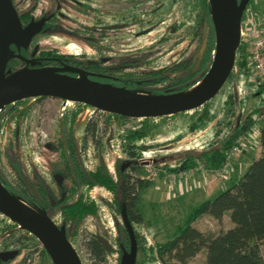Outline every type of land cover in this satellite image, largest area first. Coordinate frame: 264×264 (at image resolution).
<instances>
[{"label": "rangeland", "instance_id": "1", "mask_svg": "<svg viewBox=\"0 0 264 264\" xmlns=\"http://www.w3.org/2000/svg\"><path fill=\"white\" fill-rule=\"evenodd\" d=\"M12 1L17 12L35 6V18L54 14L63 28L62 33L50 32L33 40L32 47L37 46L40 55L56 52L76 60L96 62L110 58L107 65H130L125 75L155 72L181 63L196 53L200 43L197 24L203 0ZM250 27L264 31V0H251L242 19V48L237 49L236 55L246 54V74L234 67L232 77L204 109L155 118L146 123L139 119L125 121L113 118L106 124L104 118H100L98 147L89 137L84 140V127L93 117L92 108L71 102L65 107L61 100L51 98L41 101L28 98L20 105H11L12 109L3 114L0 127V178L13 186L15 175L6 159L7 154H13L24 176L29 180L40 177L54 196L58 195L53 165L59 164L61 158L52 148L58 146L59 122L63 115L66 127L71 128L74 148L85 173L94 172L99 160H102L121 188L119 172L122 165L128 163L122 140L131 132L142 131L143 139L137 144L146 146L147 150L141 152L140 162L155 185L144 195L142 224L132 226L140 246L136 251L135 264H162L156 257V245L169 240L188 211L208 197L198 186H208L217 181L221 192L227 189H223L226 182V185H231L237 181L248 169L247 165L260 156L257 139L249 140L246 151L242 153L247 154L243 167L236 172L234 169L228 179L214 180L211 176L196 175L188 181V188L192 186V190L187 192L186 189L182 196L178 195L179 190H173L168 184V171L163 169L164 165L175 168L186 156L208 149L224 135L232 133L253 110L264 109V90H259L264 83L250 67L252 45L247 33ZM199 116L201 120L197 119ZM254 118L256 122L252 129L257 132L264 117L255 115ZM60 183L65 189L72 186L70 180H61ZM66 197L68 204L77 200H92L95 205V211L86 213L80 222H65L70 230L71 244L82 264H92L82 245L85 232H91L107 243L106 264H120L118 238L123 227L119 211L121 191L114 197L100 186H80L68 192ZM47 215L60 224V210L48 211ZM9 223L0 215V233ZM231 226L227 216L218 223L205 215L193 224L208 237L218 235ZM4 245L0 237V248L3 249ZM11 248L9 245L7 249ZM260 250L264 258V242L260 244ZM36 252L30 264L41 263L39 251ZM20 257L9 264H18ZM188 264H206L205 250H201Z\"/></svg>", "mask_w": 264, "mask_h": 264}, {"label": "trees", "instance_id": "2", "mask_svg": "<svg viewBox=\"0 0 264 264\" xmlns=\"http://www.w3.org/2000/svg\"><path fill=\"white\" fill-rule=\"evenodd\" d=\"M199 16L197 25L200 43L196 53L190 59L159 71L144 72L138 75H125L124 67L108 69L106 64L98 61L93 66L97 68L96 70L93 69V71L98 74L95 76L98 78L94 79L91 77V80H100L101 83L117 88L138 93L146 92L152 95L176 94L187 91L205 77L211 66L214 53V30L207 0H203ZM241 48L242 43L239 45L238 50H241ZM20 50L21 52H19ZM19 51V54L24 55L25 49L23 47H20ZM18 64L19 61H14V64H9L8 68L19 67ZM234 67L246 74L248 68L246 54L240 53L236 55ZM231 77L232 72L229 78ZM259 90L260 92L264 90V84L259 86ZM33 99L41 101L45 98ZM24 101L16 102L14 105H20ZM209 103L210 101L200 109H204ZM75 104L81 107L85 106L78 103ZM11 105L0 111V126L3 121V114L12 109ZM255 115L264 117V109L253 110L239 123L232 133L224 135L221 140L213 143L208 149L186 156L175 168L164 165L163 169L173 172L185 170L197 162H202L208 170L220 168L234 140L240 134L251 130L255 124ZM61 117L59 122V146L62 147L61 157L64 171L73 183V186L67 190L61 184H58L64 201L60 203L59 199H55L48 187L42 182L31 184L33 188L30 189L24 182L21 169L13 154H7L6 159L15 175L14 184L12 186L0 178L1 184L12 195L23 200L35 210L47 213L49 209L58 208L62 210L64 220L73 222H80L86 213L95 211V205L92 200L87 202L77 200L71 204L66 202L67 193L73 191L75 186H85L87 188L100 186L114 197L117 196L120 190L121 202L119 211L124 205L131 226L142 224L144 195L155 185L153 180L146 178V169L140 162L141 152L147 150L146 146H138L137 144L143 139V132L140 130L131 132L125 135L122 140L123 151L126 154L129 166L123 172H119L122 181V187L120 188L107 171L102 160H99L94 172L88 175L84 172L74 148L71 128L66 127V117L63 115ZM100 118H104L106 124L107 120L113 118L125 121L130 120L118 115L104 114L93 109V117L85 123L84 140L86 141L89 137L97 147L99 142L97 139L98 122ZM197 119L201 120L202 118L199 116ZM149 120L151 119H143L144 123ZM258 142L260 156L249 165L245 173L212 199L205 200L192 207L181 224L176 226L172 237L165 243L156 245V257L162 264H188L189 260L203 249L205 250L206 264H264V258L260 250V244L264 242V120L259 125ZM58 173L61 174L62 171H58ZM52 204L55 205L53 206ZM205 215L218 223L222 221L224 216H227L232 226L218 235L208 237L193 227V224ZM14 229H17L18 234L6 236L5 241L9 243L25 242L27 240L26 236H28L27 233L18 229L12 223H9L2 230L0 236ZM133 234L138 250L140 249L139 242L134 231ZM32 242H34L33 247L37 246L34 248L33 254L37 251L38 243L34 240ZM83 243L92 264H106L108 246L103 241L92 234H88ZM120 244V255L128 254L131 243L124 226L120 229ZM42 254L43 257L40 264H52L44 250ZM28 258L29 256H25L20 264H29Z\"/></svg>", "mask_w": 264, "mask_h": 264}, {"label": "water", "instance_id": "3", "mask_svg": "<svg viewBox=\"0 0 264 264\" xmlns=\"http://www.w3.org/2000/svg\"><path fill=\"white\" fill-rule=\"evenodd\" d=\"M251 0H207L214 30V53L205 77L182 93L152 95L117 88L91 80L88 73L75 67L29 68L30 60L15 54L10 45L20 42L25 49L39 31V24L21 27L11 0H0V111L28 98H51L89 106L104 114L128 119H155L198 110L222 89L233 71L241 41V21ZM25 63L17 70L7 69L9 61ZM76 76L68 75L67 73ZM129 166L124 163L121 172ZM0 215L19 229L34 236L52 264H82L66 237L65 227L56 226L49 216L12 195L0 182ZM130 237V252L120 264H134L136 242L126 207L120 211Z\"/></svg>", "mask_w": 264, "mask_h": 264}, {"label": "flooded vegetation", "instance_id": "4", "mask_svg": "<svg viewBox=\"0 0 264 264\" xmlns=\"http://www.w3.org/2000/svg\"><path fill=\"white\" fill-rule=\"evenodd\" d=\"M11 3H12V6L13 8L15 9L17 15H18V19H19V22L21 24V27L22 28H25L26 26H28L29 24H39V31L31 38L28 46L25 48V51H24V55H21V53L19 54L18 51L20 49V47H22L21 43L20 42H14L10 45V49L15 53V54H19L20 56L24 57L25 59L27 60H30L32 62H30V64L28 65L29 68H42V67H52V68H61V67H65V66H70V67H75L77 69H80L86 73H88V77L91 79L92 78H98V77H95L97 76L98 74H95V71H93V69H97L95 67H93L94 65H96V61H80V60H76L75 58H72V57H68L66 55H61V54H58L56 52H48L46 55H40L39 54V51H38V47L34 46L32 47V42L33 40L38 37L39 35H42V34H46V33H50V32H64L63 28L60 26V24L58 23V20L56 19L55 15L54 14H51L49 16H47L46 18H35L34 17V11H35V6H32L29 10H26L24 12H17V9H16V6L14 5L13 1L11 0ZM21 52V50L19 51ZM14 61H19V64L18 66L19 67H14V68H11V70H17L21 67H24L25 66V63L20 61V60H17V59H12L11 61H9L8 63V66L9 64H14ZM100 62H103L104 64H106L108 61H109V58H104V59H100L99 60ZM107 65V64H106ZM7 66V69H9ZM130 65L128 63H124V64H120V65H107V68L108 69H111V68H116V67H124L125 70L129 67ZM68 75H71V76H76L75 74H71V73H67ZM104 76V75H102ZM106 77V76H104ZM107 77H110V76H107ZM93 80V79H92ZM95 81H99L100 80H95ZM14 105V104H12ZM1 127V126H0ZM54 151L58 152L59 155H60V158H61V162L59 164H54L53 166V173H55L57 176H56V184H57V194L56 196H54L53 192L49 189V187L44 183V181L38 177V176H35L33 180H29L26 176L23 175L22 173V177L24 179V182L26 183V185L32 189V185L31 184H37V183H44L48 189L50 190V192L53 194L54 198L55 199H59V202L62 203L64 201V198H63V194L60 192L59 190V187H58V184H61L63 186L62 183H60L61 180H70V182L72 183L70 177L68 176V174L64 171V167H63V160H62V157H61V151H62V147L59 146V140H58V146H56L55 148H52ZM76 151V150H75ZM77 154V153H76ZM78 157V156H77ZM79 160V159H78ZM18 162V161H17ZM80 162V161H79ZM19 164V163H18ZM20 167V165H19ZM82 167V166H81ZM21 169V168H20ZM84 170V169H83ZM58 171H62L61 174L58 173ZM22 172V171H21ZM85 172V171H84ZM73 184V183H72ZM73 186V185H72ZM77 187H80V186H75V188ZM64 188V186H63ZM74 188V189H75ZM65 189V188H64ZM69 189V188H68ZM67 190V189H66ZM67 196V195H66ZM65 197V196H64ZM53 206L55 204H52ZM53 210H59L58 208H53V209H49L48 211H53ZM47 211V213H48ZM46 213V214H47ZM60 214H62V210H60ZM62 216V215H61ZM50 218V217H49ZM51 219V218H50ZM8 220V219H7ZM52 220V219H51ZM9 221V220H8ZM65 222H69V221H65L62 217L61 219V222L60 224H57L53 221V223L58 226V227H61V226H64L65 227V234H66V237L67 239L69 240V242L71 243L70 241V238H69V233H70V230L67 228V226H65ZM73 222V221H72ZM11 223V222H10ZM75 223H78V222H75ZM13 224V223H12ZM124 226V225H123ZM18 228V227H17ZM19 229V228H18ZM17 229H14L12 231H8L5 235L3 236H0L1 237V240L6 244L4 245V248L1 249L0 248V263L1 264H9L10 262H12L13 260H15L18 256H21L20 257V261L18 264H20L23 260V258L25 256H29L28 258V262L31 263V260L34 259L35 255H36V251L32 254L33 250L35 247H33V244L34 242H32L33 240L36 241L38 243V248L36 249L38 252V255H40V258L43 257V250L44 248L42 247V245L36 240V238L34 236H32L31 234H29L28 232L26 236V241L25 242H6L5 241V238L6 236H9L11 234H18V231H16ZM21 230V229H20ZM24 231V230H23ZM88 234H92L91 232H85L84 236H83V239H82V245L84 247V240H85V237L88 236ZM94 235V234H92ZM96 236V235H94ZM98 239H100L101 241H103L106 245L107 243L100 237L96 236ZM33 239V240H32ZM12 246L11 249H7L8 247ZM72 245V244H71ZM120 231H119V238H118V247H120ZM73 246V245H72ZM108 246V245H107ZM6 248V249H5ZM74 248V247H73ZM75 249V248H74ZM23 250L25 251L23 253ZM45 251V250H44ZM77 252V251H76ZM47 254V253H46ZM79 255V254H78ZM34 256V257H33ZM122 261V256H121V260L120 262ZM29 263V264H30Z\"/></svg>", "mask_w": 264, "mask_h": 264}, {"label": "built area", "instance_id": "5", "mask_svg": "<svg viewBox=\"0 0 264 264\" xmlns=\"http://www.w3.org/2000/svg\"><path fill=\"white\" fill-rule=\"evenodd\" d=\"M244 16V14H243ZM243 19V17H242ZM254 25L253 23H251ZM249 34V39L251 40L252 50L250 52V67L258 77V79L264 83V31L259 30L255 27H250L247 29ZM244 32L242 30L241 21V38L243 39ZM62 101V100H61ZM63 105L66 107L70 104L68 101H62ZM253 128V127H252ZM249 130L243 134H240L231 145L227 152L223 165L215 170H208L205 168L202 162H197L195 165L178 171H168L167 182L170 186H178L180 190L186 192L188 189V181L194 178L196 175L211 176L214 180L228 179L231 173L234 172V158L241 155L247 149V142L250 140H255L259 137V128L256 132L255 130ZM249 141V143H250ZM259 143V142H258ZM149 180V176L146 177Z\"/></svg>", "mask_w": 264, "mask_h": 264}, {"label": "crops", "instance_id": "6", "mask_svg": "<svg viewBox=\"0 0 264 264\" xmlns=\"http://www.w3.org/2000/svg\"><path fill=\"white\" fill-rule=\"evenodd\" d=\"M246 155H247V154H242V155L236 156V157L234 158V169H235V172H236L237 170H239V168H241V167L244 166V164H245V162H246ZM248 166H249V165H247V168H248ZM231 178H233V176H232ZM194 180H196V178H195ZM231 180H232V179H231ZM231 180H229V181H231ZM199 182H201V181H199ZM199 182H198V183H199ZM196 183H197V182H196ZM198 183H197V184H198ZM217 183H218L217 181H216V182H212V184H209L208 186H207V185L205 186V184L202 186V185H200V183H199L200 186H198V188H200V189L203 188V192L207 193V194H208V197H210V196H214V195L217 194V193L219 192V190H220V189H218L219 186H218ZM219 183H220V182H219ZM224 183H225V182H224ZM226 183H227V182H226ZM226 183H225L223 189H224V188H228V187L230 186L229 184L226 185ZM191 184H192V180L189 182V185H191ZM171 187L173 188V190L177 189V190L180 191V193H178L179 196L185 195V193H186V192H183L182 190H180V188H179L178 186H171ZM192 188H193L192 186H189L187 192H188L189 190L191 191ZM221 188H222V187H221ZM169 189H170V187H169ZM192 194H194V193H192ZM173 196L175 197L176 194H174ZM173 196H172V197H173ZM192 196H196V195L194 194V195H192ZM208 197H205V198L203 199V201L208 200V199H207Z\"/></svg>", "mask_w": 264, "mask_h": 264}]
</instances>
